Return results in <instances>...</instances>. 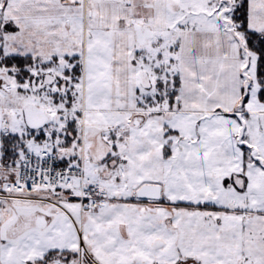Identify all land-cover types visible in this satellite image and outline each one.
Segmentation results:
<instances>
[{
	"label": "snow or ice",
	"instance_id": "obj_1",
	"mask_svg": "<svg viewBox=\"0 0 264 264\" xmlns=\"http://www.w3.org/2000/svg\"><path fill=\"white\" fill-rule=\"evenodd\" d=\"M0 264H264V0H0Z\"/></svg>",
	"mask_w": 264,
	"mask_h": 264
}]
</instances>
